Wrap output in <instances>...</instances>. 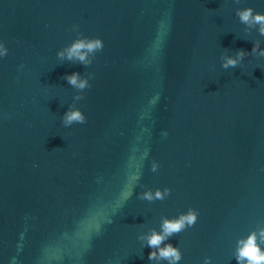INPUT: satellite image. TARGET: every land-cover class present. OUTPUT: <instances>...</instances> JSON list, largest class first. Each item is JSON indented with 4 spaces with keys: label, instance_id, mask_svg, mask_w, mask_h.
Masks as SVG:
<instances>
[{
    "label": "water",
    "instance_id": "water-1",
    "mask_svg": "<svg viewBox=\"0 0 264 264\" xmlns=\"http://www.w3.org/2000/svg\"><path fill=\"white\" fill-rule=\"evenodd\" d=\"M244 7L264 0H0V264H157L137 237L189 207L178 264H237L264 226V36ZM74 25L103 42L87 67L56 55ZM73 72L92 74L75 102ZM69 106L85 123L63 125Z\"/></svg>",
    "mask_w": 264,
    "mask_h": 264
},
{
    "label": "clouds",
    "instance_id": "clouds-1",
    "mask_svg": "<svg viewBox=\"0 0 264 264\" xmlns=\"http://www.w3.org/2000/svg\"><path fill=\"white\" fill-rule=\"evenodd\" d=\"M239 3L240 0H234ZM235 15L238 17L240 23L245 25V31L256 28L259 35L264 36V13L254 12L251 7H244L236 9ZM73 31L77 32V38L74 39L68 46L57 51L56 55L61 60L79 62L87 67L92 63L95 53L102 50L103 42L99 38L83 37L78 31V26H73ZM7 48L0 42V57L7 55ZM251 54L264 57V48L260 47V41L253 42ZM249 55L243 49L236 51L235 56L224 55L221 57V67L223 69L237 67L242 59ZM92 74L81 76L77 72L66 74L62 77L76 89V95L73 96V101H78L83 98L82 92L89 88V79ZM62 123L65 127L73 123H85L84 114L76 107L69 106V108L62 115ZM157 170V163H151V171ZM170 194V189L165 187L163 190L157 188L154 191L151 189L145 190L138 194V199L153 201L164 200ZM197 211L191 207L186 212H181L175 218L161 217L160 230L152 228L148 232L143 233L137 237L141 241L142 246H147L151 249L148 253L149 261H167L168 264H178L181 260V252L179 248L173 247L171 243H165L170 237L184 231L186 228L192 227L197 220ZM163 245V246H161ZM264 226H260L255 230L249 231L247 236L238 238L234 250V259L237 264H264ZM204 264H210V258H204Z\"/></svg>",
    "mask_w": 264,
    "mask_h": 264
}]
</instances>
